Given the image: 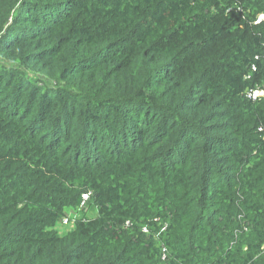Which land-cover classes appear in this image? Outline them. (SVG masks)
<instances>
[{
	"label": "trees",
	"instance_id": "trees-1",
	"mask_svg": "<svg viewBox=\"0 0 264 264\" xmlns=\"http://www.w3.org/2000/svg\"><path fill=\"white\" fill-rule=\"evenodd\" d=\"M263 85L264 0H0V264H264Z\"/></svg>",
	"mask_w": 264,
	"mask_h": 264
},
{
	"label": "built area",
	"instance_id": "built-area-1",
	"mask_svg": "<svg viewBox=\"0 0 264 264\" xmlns=\"http://www.w3.org/2000/svg\"><path fill=\"white\" fill-rule=\"evenodd\" d=\"M261 16H263V15H261ZM262 95H264V85L262 87H257L254 90H249L247 93V97L252 99V100H256L257 97L262 96ZM90 195H91V192H89V191L84 192L81 195V200H80L78 209H82L86 206V203L88 202V200L90 198ZM74 217H75V213H74ZM74 217H73V213H71L70 215L62 218L61 223L62 224L73 223ZM126 224H128V221H126ZM142 231L147 232V229L143 228ZM262 249H263V253H264V245L262 246ZM161 258L162 259L165 258V249L162 250V257Z\"/></svg>",
	"mask_w": 264,
	"mask_h": 264
},
{
	"label": "rangeland",
	"instance_id": "rangeland-1",
	"mask_svg": "<svg viewBox=\"0 0 264 264\" xmlns=\"http://www.w3.org/2000/svg\"><path fill=\"white\" fill-rule=\"evenodd\" d=\"M96 214V208L94 207V205H89V210L87 212V215L89 217H94ZM58 229H60V231H65L69 228H72L73 227V224L72 223H67V224H59L58 226Z\"/></svg>",
	"mask_w": 264,
	"mask_h": 264
}]
</instances>
